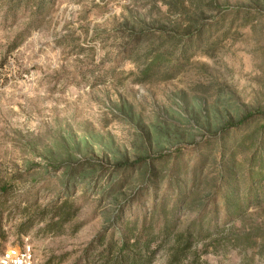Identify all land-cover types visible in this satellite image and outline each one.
I'll use <instances>...</instances> for the list:
<instances>
[{
  "label": "rangeland",
  "instance_id": "obj_1",
  "mask_svg": "<svg viewBox=\"0 0 264 264\" xmlns=\"http://www.w3.org/2000/svg\"><path fill=\"white\" fill-rule=\"evenodd\" d=\"M246 1L217 0L229 11ZM6 2L0 0V252L27 240L34 264H56L48 257L89 240L140 184L134 175L122 189L102 192L105 178L95 180L91 165L186 150L227 117L264 109V17L248 26L237 19L224 38L213 29L182 56L180 45L170 48L144 76L149 52L171 43L142 39L127 56L131 30L180 31L192 9L167 8L162 0H44L37 13L26 4L5 17ZM65 195L80 206L53 226L60 232H48L42 211ZM260 205L247 208L244 219L264 224ZM188 217L184 209L180 218ZM224 223L221 235L196 243L194 262L264 264V246L232 242L225 234L231 223ZM164 258L160 250L152 264Z\"/></svg>",
  "mask_w": 264,
  "mask_h": 264
},
{
  "label": "trees",
  "instance_id": "obj_2",
  "mask_svg": "<svg viewBox=\"0 0 264 264\" xmlns=\"http://www.w3.org/2000/svg\"><path fill=\"white\" fill-rule=\"evenodd\" d=\"M162 1L167 8L189 7L192 12L179 25L180 31L175 27L170 33L159 26L153 32L131 30L126 47L131 53L127 56L142 39L165 37L171 43L162 51L149 52L142 69L144 76L171 56L170 48L176 50L180 45L178 54L182 56L186 49L199 46L213 29L224 38L237 19L248 26L264 17V0H247L232 11L222 8L217 0ZM26 4L37 13L44 0H7L5 17H13ZM206 14H211L209 21ZM252 123L253 129L246 132ZM242 130L246 131L238 135ZM91 167L95 180L105 178L102 192L122 189L134 175L140 184L116 204L105 226L89 240L75 249L52 254L47 263L57 258V264L73 256L71 264H152L156 254L164 250V264H196V243L214 233L221 235L224 222L231 223L225 234L232 242L264 246V224L244 219L247 208L264 203V109L251 107L237 118L227 117L202 133L199 141H191L186 150L178 145L170 153L158 151L131 162L120 159L110 166ZM62 198L53 201L49 211H42L47 212V224L51 225L44 227L50 229L48 232H60L63 227L53 226L67 222L80 206L78 198ZM184 209L189 212L186 223L180 218ZM205 252L206 248L201 250Z\"/></svg>",
  "mask_w": 264,
  "mask_h": 264
},
{
  "label": "built area",
  "instance_id": "obj_3",
  "mask_svg": "<svg viewBox=\"0 0 264 264\" xmlns=\"http://www.w3.org/2000/svg\"><path fill=\"white\" fill-rule=\"evenodd\" d=\"M0 264H34L33 247L25 240L20 246H9L0 252Z\"/></svg>",
  "mask_w": 264,
  "mask_h": 264
}]
</instances>
